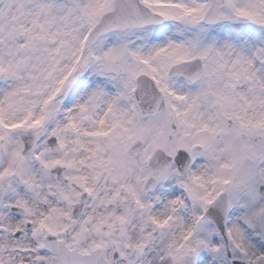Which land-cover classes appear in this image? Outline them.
<instances>
[{"label": "snow or ice", "instance_id": "1", "mask_svg": "<svg viewBox=\"0 0 264 264\" xmlns=\"http://www.w3.org/2000/svg\"><path fill=\"white\" fill-rule=\"evenodd\" d=\"M0 264H264V0H0Z\"/></svg>", "mask_w": 264, "mask_h": 264}]
</instances>
